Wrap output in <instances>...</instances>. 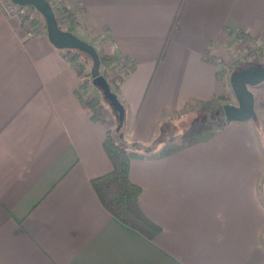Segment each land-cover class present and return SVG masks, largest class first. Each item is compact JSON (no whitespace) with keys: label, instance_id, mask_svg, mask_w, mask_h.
Listing matches in <instances>:
<instances>
[{"label":"crops","instance_id":"crops-1","mask_svg":"<svg viewBox=\"0 0 264 264\" xmlns=\"http://www.w3.org/2000/svg\"><path fill=\"white\" fill-rule=\"evenodd\" d=\"M65 2L83 28L76 36L99 38L120 59L113 93L126 112L123 144L150 146L164 125L228 92L237 34L264 42V0ZM82 87L48 36L27 38L0 4V264H264L257 122L133 151L130 180L160 229L149 239L113 217L92 187L113 170L103 144L116 115L93 119ZM253 89L262 121L264 84Z\"/></svg>","mask_w":264,"mask_h":264},{"label":"rangeland","instance_id":"rangeland-1","mask_svg":"<svg viewBox=\"0 0 264 264\" xmlns=\"http://www.w3.org/2000/svg\"><path fill=\"white\" fill-rule=\"evenodd\" d=\"M4 4H7L8 0H2ZM54 12L57 16L59 24L64 31H68L72 28H75L74 34H79L83 29L81 24L79 23L77 17L74 12H72L65 0H47ZM1 2V1H0ZM27 16L29 21H24L22 18L17 16H11L7 12L6 14L9 17L18 18L21 23L26 27L27 30V38H35L42 35H47L45 22L33 8H28ZM68 14H71L74 19V23L71 24ZM31 34V36H29ZM79 37V35H78ZM91 42H88L90 45L94 46L96 50L102 51L100 45V39H91ZM104 51V50H103ZM107 54L112 55L108 52ZM63 56L67 61L72 63V65L77 68L78 72H81V78L83 80V87L81 89L80 95L84 102H88L94 99H97L99 104L97 106L96 112L97 116L101 117V113L111 112L110 104L106 100H104L102 96V92L99 88H97L92 81V78L89 76V73L92 68V64L90 61L85 60L83 57H77L78 54L76 52L71 51H62ZM230 58L228 65H225V75H227V87L229 91L223 94L225 100L221 99L222 94L216 96L212 102L203 106H192L187 112H185L181 117L174 120L173 123L167 124L166 130L171 132L172 141L177 140L179 144H187L189 142L198 141L204 139L209 136L212 132L216 131L221 127V109L226 105H236V98L234 96L231 84L230 77L233 71L239 67H247L250 65H264V42H257L255 40H246V39H238L236 44H234L230 51ZM116 70H119V65H112L109 68H102V75L107 79L112 92L115 91V87L117 85V75ZM124 73V74H123ZM125 71H122L121 74L125 75ZM122 75V76H123ZM252 91H256L253 89ZM115 114V113H114ZM116 126H117V118L114 117ZM262 123V122H261ZM263 128V125H261ZM170 136V135H169ZM168 135L164 138L166 141L169 137ZM262 149L264 150V137L261 138ZM170 148V147H169ZM264 243V241H263Z\"/></svg>","mask_w":264,"mask_h":264},{"label":"trees","instance_id":"trees-1","mask_svg":"<svg viewBox=\"0 0 264 264\" xmlns=\"http://www.w3.org/2000/svg\"><path fill=\"white\" fill-rule=\"evenodd\" d=\"M68 17L70 23L73 24L74 23L73 16L71 14H68ZM67 32L74 34L75 28L72 26V28ZM232 35L234 34L232 33ZM237 38L240 40L242 39H246L248 41L253 40L252 38L246 36L245 34H240V33L237 34ZM71 52H76L78 54L77 57L84 56L83 58H85V60L87 61H90V63L93 66V61L90 58V56L79 51H71ZM98 53L101 64L100 66L101 75L103 74L102 68H109L112 65L116 66V65H120L121 63L118 57L111 56L103 50L99 51ZM252 66H258V65H250L247 67L239 66L233 71V73L242 72ZM263 66L264 65H261L260 67ZM79 74L81 76V72H79ZM125 74H127V72ZM89 76L92 78L91 71L89 73ZM116 81H117V85H116L117 87L119 84L123 82V77H118ZM102 96L104 100H106V95L103 93V91H102ZM224 96L227 95L222 94L221 96L222 100H225ZM80 98H82L81 95ZM84 103L89 108L92 118L98 119L99 117L97 116V112H96L97 106L99 104L98 100L94 99ZM220 116L222 122L221 127H224L226 124H228L225 118L224 107L221 109ZM118 124L119 123H117V126ZM256 124H258V132L260 137L261 138L264 137V119L262 121L258 120ZM261 125H263V128ZM166 128L167 125H164V127H162L160 134L158 135V138L150 146H146L139 143L123 144L121 141L125 133V123L119 131L117 130V127L115 130L109 131L107 133L103 147L105 153L112 162L113 170L111 173L92 181V187L96 195L98 196L102 206L123 225L139 232L140 234L144 235L149 239L156 237L160 233V229L144 215V213L140 208L139 197L142 190L139 186L133 184L130 180L129 177L130 161L133 151H138L140 153H143L144 155H148L153 153L152 151L155 149V147H158L169 141H172L173 136L171 135V132H169V130L168 131L166 130ZM167 135L170 136L166 141H164V138ZM191 143L192 142H189L187 144H191ZM169 151L170 150L164 149L161 153L169 152Z\"/></svg>","mask_w":264,"mask_h":264},{"label":"water","instance_id":"water-1","mask_svg":"<svg viewBox=\"0 0 264 264\" xmlns=\"http://www.w3.org/2000/svg\"><path fill=\"white\" fill-rule=\"evenodd\" d=\"M15 5L34 8L46 23L47 36L51 44L60 51H79L93 61L91 75L93 84L103 91L106 101L113 109L119 131L125 123L126 112L117 96L111 92V87L104 76L100 73V57L96 48L76 35L64 31L56 17V14L47 0H11ZM230 84L236 98V105L224 106L225 118L228 123H245L258 121L255 110V97L251 89L264 84V66H252L247 70L231 75Z\"/></svg>","mask_w":264,"mask_h":264},{"label":"built area","instance_id":"built-area-1","mask_svg":"<svg viewBox=\"0 0 264 264\" xmlns=\"http://www.w3.org/2000/svg\"><path fill=\"white\" fill-rule=\"evenodd\" d=\"M0 1H1L0 4L2 5L4 11L7 12L9 15L17 16L19 18H22L24 21H29L28 20L29 16H27V12L26 11H28V8H30V7L17 6L11 0H8L9 2L7 4H4V2L2 0H0ZM54 1H59V0H54ZM29 36H31V34H29Z\"/></svg>","mask_w":264,"mask_h":264}]
</instances>
